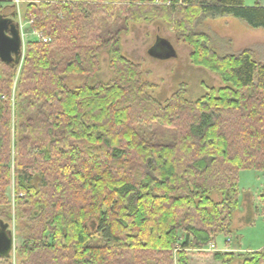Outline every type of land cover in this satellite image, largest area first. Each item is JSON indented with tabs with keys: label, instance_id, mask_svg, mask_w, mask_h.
Segmentation results:
<instances>
[{
	"label": "trees",
	"instance_id": "obj_1",
	"mask_svg": "<svg viewBox=\"0 0 264 264\" xmlns=\"http://www.w3.org/2000/svg\"><path fill=\"white\" fill-rule=\"evenodd\" d=\"M28 1L26 18H36L50 41L28 44L15 103L21 63H0V222L11 231L7 190L16 164L19 264H190L188 251L231 235L239 171H264V64L249 50L219 55L194 27L205 16H231L264 30V7L245 0ZM1 12L16 18L15 10ZM158 20L191 47L193 65L225 86L206 87L190 102L183 83L158 102L157 86L121 50L130 23ZM106 51L111 82L67 85L70 77H94ZM261 203L264 211V194ZM237 258L264 264V249L213 255L221 264ZM12 260L11 252L0 264Z\"/></svg>",
	"mask_w": 264,
	"mask_h": 264
},
{
	"label": "rangeland",
	"instance_id": "obj_2",
	"mask_svg": "<svg viewBox=\"0 0 264 264\" xmlns=\"http://www.w3.org/2000/svg\"><path fill=\"white\" fill-rule=\"evenodd\" d=\"M27 3L29 1L24 0L23 10H25ZM257 3L264 7V0H245V5L249 7ZM166 5H169V3ZM3 8L8 13L7 15H12L14 12V7L10 2H3L0 3V16ZM194 30L207 34L210 38V47L221 56L239 55L249 50L257 63L264 64V30L262 29H253L244 21L231 16H205L199 20ZM25 33H29V35L24 39V56L14 79L13 103H15L17 83L25 60L27 46L29 43L41 41L38 36L30 33L29 29ZM161 40H168L174 46L177 55L175 58H164V50L160 47H155ZM121 50L123 56L128 60L141 64L144 72L143 80L157 86L156 90L152 91L151 94L160 103H165L170 99L183 83L187 84V100L190 102H196L206 95V87L219 88L225 86L217 74L191 63V47L184 43L175 30L162 20L154 21L151 24L143 22L130 23L128 32L121 36ZM100 60V70L94 77L85 79L82 77H70L67 85L71 88H76L86 82L91 85L98 82H111L114 78V73L110 67V52H103ZM1 100H6V97H1ZM11 140L12 142L14 140L13 127L11 129ZM15 169L16 164H12V179L7 190V198L11 203L12 221L10 222V229L14 238L12 264H19L18 249L21 247L23 239L19 235V228L15 218ZM38 183L39 179H36L34 184L38 185ZM238 190L239 209L233 215L232 233L229 236L220 235L216 239L217 249H224L230 240L232 248L237 249L238 252H246L248 250L253 252L261 251L264 249V211L261 203V198L264 194V171L256 169L240 170L238 174ZM214 199L219 201L221 197L216 194ZM0 218L6 221L2 216ZM216 252L218 251H208V246L201 251H188L190 264H221L213 259V255ZM231 253L239 254L236 252ZM174 254H176V251ZM231 264H243V261L237 258Z\"/></svg>",
	"mask_w": 264,
	"mask_h": 264
},
{
	"label": "water",
	"instance_id": "obj_3",
	"mask_svg": "<svg viewBox=\"0 0 264 264\" xmlns=\"http://www.w3.org/2000/svg\"><path fill=\"white\" fill-rule=\"evenodd\" d=\"M155 47L164 50V58H175L176 51L168 40L159 41ZM23 57L22 39L18 24L10 18L0 16V63H21ZM14 238L0 223V257L8 256L13 250Z\"/></svg>",
	"mask_w": 264,
	"mask_h": 264
},
{
	"label": "built area",
	"instance_id": "obj_4",
	"mask_svg": "<svg viewBox=\"0 0 264 264\" xmlns=\"http://www.w3.org/2000/svg\"><path fill=\"white\" fill-rule=\"evenodd\" d=\"M10 2L15 10L16 18L13 20L19 26L21 39H22V48L24 47V39L29 35V33H25L27 29L30 30V33L39 37V39L45 43L49 42V38L45 37L37 28L34 26V22L36 18L27 19L25 16V10L22 9V5L24 4V0H7L6 3ZM0 3H3L0 1ZM24 56V51H23ZM23 60V57H22ZM21 60V62H22ZM230 242V240L228 241ZM208 251H217V246L215 243H211L208 246Z\"/></svg>",
	"mask_w": 264,
	"mask_h": 264
},
{
	"label": "crops",
	"instance_id": "obj_5",
	"mask_svg": "<svg viewBox=\"0 0 264 264\" xmlns=\"http://www.w3.org/2000/svg\"><path fill=\"white\" fill-rule=\"evenodd\" d=\"M7 14V13H6ZM185 84V83H184ZM169 100V99H168ZM231 242H228L227 243V245L225 246V248L224 249H217V251L218 252H221V253H228V252H236V253H239V254H244V253H251V252H253V251H246V252H238V250L237 249H234V248H232V246H231V244H230ZM216 244V243H215ZM217 246V245H216ZM218 247V246H217ZM193 251H198V250H193ZM201 251V250H200ZM254 252H259V251H254Z\"/></svg>",
	"mask_w": 264,
	"mask_h": 264
}]
</instances>
